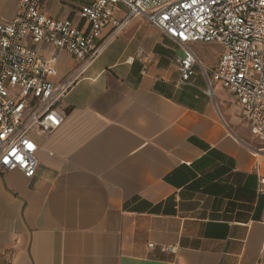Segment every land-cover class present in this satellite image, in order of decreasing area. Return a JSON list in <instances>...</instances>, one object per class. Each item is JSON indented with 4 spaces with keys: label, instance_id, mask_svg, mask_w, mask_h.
<instances>
[{
    "label": "crops",
    "instance_id": "crops-1",
    "mask_svg": "<svg viewBox=\"0 0 264 264\" xmlns=\"http://www.w3.org/2000/svg\"><path fill=\"white\" fill-rule=\"evenodd\" d=\"M91 1L43 5L79 24ZM18 9L0 0V24ZM209 43L190 44L201 65L181 82L178 44L144 18L124 27L60 102L61 125L30 133L35 175L0 172V264H264V141L211 80L223 48L208 57ZM56 52L54 81L79 65Z\"/></svg>",
    "mask_w": 264,
    "mask_h": 264
},
{
    "label": "built area",
    "instance_id": "built-area-1",
    "mask_svg": "<svg viewBox=\"0 0 264 264\" xmlns=\"http://www.w3.org/2000/svg\"><path fill=\"white\" fill-rule=\"evenodd\" d=\"M120 6L126 9L122 17L116 15ZM78 15L81 24L46 13L43 0H19L16 16L0 24V172L35 175L38 146L30 133L49 134L61 125L60 102L137 17L182 48L181 82L201 65L191 43L220 44L223 53L211 80L235 96L251 134L264 141V0H92ZM105 27L110 28L102 35ZM46 45L55 49L50 56L41 53ZM56 51L79 61L58 81Z\"/></svg>",
    "mask_w": 264,
    "mask_h": 264
},
{
    "label": "rangeland",
    "instance_id": "rangeland-1",
    "mask_svg": "<svg viewBox=\"0 0 264 264\" xmlns=\"http://www.w3.org/2000/svg\"><path fill=\"white\" fill-rule=\"evenodd\" d=\"M207 46H208V52H207L208 57H215L218 54V52L221 51V47L216 43H209ZM181 54L183 55V52H181Z\"/></svg>",
    "mask_w": 264,
    "mask_h": 264
}]
</instances>
